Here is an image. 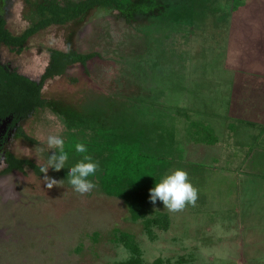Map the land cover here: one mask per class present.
Listing matches in <instances>:
<instances>
[{"label":"rangeland","instance_id":"1","mask_svg":"<svg viewBox=\"0 0 264 264\" xmlns=\"http://www.w3.org/2000/svg\"><path fill=\"white\" fill-rule=\"evenodd\" d=\"M41 1L2 0L12 33L38 20ZM234 4L94 7L33 34L21 51L1 48L2 61L37 80L50 49L98 55L47 79L46 103L19 122L36 142L14 133L0 153V171L9 154L46 166V137L58 134L69 155L64 169L47 173L61 187L48 189L30 168L0 174V264H264V114L250 106L238 73ZM118 141L165 157L161 180L185 170L198 189L195 206L171 213L151 203L150 189L146 199L107 194L100 174ZM77 143L99 162L90 177L96 187L85 195L67 179L85 155Z\"/></svg>","mask_w":264,"mask_h":264},{"label":"trees","instance_id":"2","mask_svg":"<svg viewBox=\"0 0 264 264\" xmlns=\"http://www.w3.org/2000/svg\"><path fill=\"white\" fill-rule=\"evenodd\" d=\"M134 1L42 0L37 6L39 12L37 21L25 28L19 35L6 30L0 38L7 44L21 50L30 36L50 25H64L78 20L86 11L94 7L125 10ZM50 52V62L39 80L31 79L16 72L1 78L0 89L5 94L0 98L2 100L0 103L1 112L13 111L17 118L28 117L37 107H42L46 103V99L41 95V90L47 79L63 75L69 66L76 63L86 67L87 61L98 55L95 51L79 52L74 49H50ZM4 103L7 106L3 107ZM17 130L27 141L36 142L35 138L25 133L21 127H18ZM214 139L215 137L210 136L208 142L212 143ZM168 165L169 162L163 156L147 153L134 143L118 141L113 143L110 148V153L104 162L99 180L103 190L109 195L132 196L131 193H141L143 199H146L150 193L148 192L147 196L144 197V191L152 189L156 183L160 182L162 174L158 171ZM41 166L45 165L37 164L29 158L9 154L7 166L0 171V174H8L13 170L25 173V168H30L35 173L42 174L39 171ZM141 208L142 206L139 207V209Z\"/></svg>","mask_w":264,"mask_h":264},{"label":"clouds","instance_id":"3","mask_svg":"<svg viewBox=\"0 0 264 264\" xmlns=\"http://www.w3.org/2000/svg\"><path fill=\"white\" fill-rule=\"evenodd\" d=\"M46 144L52 154L48 157L46 166H41L39 171L43 173V181L48 189L62 186V180H56L47 175L49 169L60 171L65 168L69 155L65 151V141L58 134H49ZM77 153L85 154L74 166L68 168L67 179L73 190L85 195L90 193L96 184L90 179L99 169V162L87 155V147L83 143L75 144ZM150 201L155 204L157 200L163 203L164 209L171 213L181 212L186 206H195L198 199V189L189 180L188 173L182 169H176L166 175L159 183L149 190Z\"/></svg>","mask_w":264,"mask_h":264},{"label":"crops","instance_id":"4","mask_svg":"<svg viewBox=\"0 0 264 264\" xmlns=\"http://www.w3.org/2000/svg\"><path fill=\"white\" fill-rule=\"evenodd\" d=\"M232 10L233 24L238 29L233 34L238 37L243 58L238 73L244 78V93H248L252 109L264 114V0H235ZM258 114L256 117L260 118ZM260 122L261 119L250 121L252 124Z\"/></svg>","mask_w":264,"mask_h":264},{"label":"flooded vegetation","instance_id":"5","mask_svg":"<svg viewBox=\"0 0 264 264\" xmlns=\"http://www.w3.org/2000/svg\"><path fill=\"white\" fill-rule=\"evenodd\" d=\"M3 6L4 5L2 4V0H0V37H1V34L6 30L11 32V30L7 27V12L4 11ZM4 8H5V6H4ZM12 34H15V33H12ZM19 34H15V35H19ZM2 47L5 48L7 50V52H9V51H11V52L17 51L18 52V51L22 50V49L18 50V48H15L13 45L7 44L4 40H1V38H0V50ZM23 48H24V46H23ZM14 72L21 74L20 72H18V70L14 66H12V64L10 63L9 60H7L5 62L2 61L1 54H0V85H1V78L2 77L7 76V75L14 73ZM21 75H24V74H21ZM24 76H26V75H24ZM39 79H40V77H39ZM34 80H37V79H34ZM0 94L2 95L0 98H2L5 95L1 91V89H0ZM1 101L2 100H0V103H1ZM4 106H7V104L4 103L3 107ZM37 108H40V107H37ZM1 110H2V107L0 105V153H1L4 145L6 144V142L11 138V136L14 133H18L17 129H18V127H20L19 122L21 120L27 118V117L26 118H23V117L17 118L16 114L13 111L1 112ZM6 160H7V158H6ZM6 166H7V164H6ZM13 171H15V170H13Z\"/></svg>","mask_w":264,"mask_h":264}]
</instances>
